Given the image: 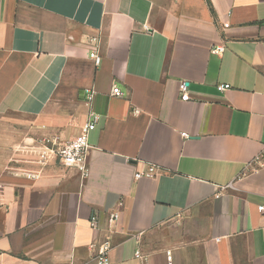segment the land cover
<instances>
[{
    "label": "crops",
    "instance_id": "crops-1",
    "mask_svg": "<svg viewBox=\"0 0 264 264\" xmlns=\"http://www.w3.org/2000/svg\"><path fill=\"white\" fill-rule=\"evenodd\" d=\"M263 149L264 0H0V264H264Z\"/></svg>",
    "mask_w": 264,
    "mask_h": 264
},
{
    "label": "built area",
    "instance_id": "built-area-1",
    "mask_svg": "<svg viewBox=\"0 0 264 264\" xmlns=\"http://www.w3.org/2000/svg\"><path fill=\"white\" fill-rule=\"evenodd\" d=\"M224 50L223 45H215L211 48L213 54H221ZM89 56L94 60L95 64H99L101 56L99 55L98 48L93 49L89 52ZM229 88V84H218L217 89L219 91H224ZM111 94L114 96H122V91L115 84L112 85ZM94 95V90H89L87 94V102L92 101ZM180 95L182 99H187V88L185 83L180 84ZM97 114L92 110L88 111L87 120L82 124L80 130L76 136L73 138L56 144V147L52 149V153L56 158L66 167L75 168L80 175L85 178L88 175V154L90 145L88 143L89 133L95 128V123L97 121ZM185 134H183L184 136ZM251 166L252 171L258 168L264 167V149L248 164ZM159 172V168L155 165H149L144 171L135 172V178L141 177H152ZM259 210L263 209V206L258 207ZM116 218V215H114ZM97 219L95 217L91 220V226H96ZM109 249L110 245L105 244L97 249L95 254L93 264H110L109 260ZM135 257L141 261L146 259V256L140 251L135 252Z\"/></svg>",
    "mask_w": 264,
    "mask_h": 264
}]
</instances>
